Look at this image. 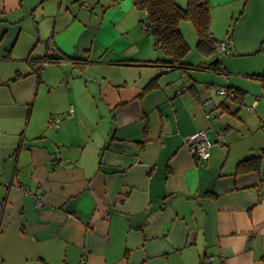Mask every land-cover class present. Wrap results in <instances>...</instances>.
I'll return each mask as SVG.
<instances>
[{
	"label": "crops",
	"instance_id": "crops-1",
	"mask_svg": "<svg viewBox=\"0 0 264 264\" xmlns=\"http://www.w3.org/2000/svg\"><path fill=\"white\" fill-rule=\"evenodd\" d=\"M133 2L0 0V264H264V156L237 167L262 140L197 78L264 54V0H209L215 50L181 21L169 69ZM200 129L208 159L187 148Z\"/></svg>",
	"mask_w": 264,
	"mask_h": 264
},
{
	"label": "trees",
	"instance_id": "trees-1",
	"mask_svg": "<svg viewBox=\"0 0 264 264\" xmlns=\"http://www.w3.org/2000/svg\"><path fill=\"white\" fill-rule=\"evenodd\" d=\"M117 1V0H115ZM135 7L144 12V21L146 29L152 34L155 44L163 51L166 59H163V66L167 69L172 67H185L183 62L185 54L188 52L189 45L183 38V34L178 24L182 20H190L194 26L198 41V50L205 54H211L215 49L216 41L211 37L210 32V4L209 0H183L185 4L179 0H133ZM52 59L59 60L66 56H53ZM255 77L264 78V74H254ZM155 84L151 81L148 87ZM228 96L234 101L242 102L239 98L244 92L238 88L228 87ZM223 108L225 102L220 104ZM239 106L231 111L235 115L239 110ZM262 154L244 158L237 164L239 170H258L260 168Z\"/></svg>",
	"mask_w": 264,
	"mask_h": 264
},
{
	"label": "rangeland",
	"instance_id": "rangeland-1",
	"mask_svg": "<svg viewBox=\"0 0 264 264\" xmlns=\"http://www.w3.org/2000/svg\"><path fill=\"white\" fill-rule=\"evenodd\" d=\"M182 5L185 4V1L179 0ZM187 21L189 24L190 20H182ZM197 41H195V44ZM197 50L193 49V52H190V56L195 59ZM224 55V54H223ZM255 54L252 56H236V57H226V54L223 56V62L218 63L220 67H222V71H224V67L228 68L227 74L221 73L217 74L215 72L209 70H200L198 73L201 75L197 78L201 80H213V85H211L212 95L217 97L219 96L215 94V87L224 85L227 82H230L241 89L244 90L242 95L239 98H242L243 101L239 103V101H232L231 98L227 99V102L230 103L232 110L239 106V116L241 118L242 124L239 125V130H236L237 135H249L247 141H254L257 137L261 138L262 145L264 146V85L261 84V79H257L253 77L251 74H262L264 72V54ZM225 61V64H224ZM210 61H208L209 63ZM250 75V76H249ZM226 86V85H225ZM217 88V87H216ZM258 99V103L255 106V111L253 113L249 112L247 106L252 105V100ZM219 99H222L219 98ZM231 115V114H230ZM232 116V115H231ZM238 120L237 118H235ZM261 120V121H260Z\"/></svg>",
	"mask_w": 264,
	"mask_h": 264
},
{
	"label": "built area",
	"instance_id": "built-area-1",
	"mask_svg": "<svg viewBox=\"0 0 264 264\" xmlns=\"http://www.w3.org/2000/svg\"><path fill=\"white\" fill-rule=\"evenodd\" d=\"M143 27L146 29L145 25ZM216 49H218L219 52H228V49L224 43V41H221L217 44ZM187 87L185 85L180 86L177 89V92L181 94L182 91L186 90ZM217 92L220 94H228L229 90L227 87L219 86L217 87ZM253 107H250L249 109H252ZM72 110V107L70 108V111ZM60 123V119L58 117H52L50 120V125L56 127ZM206 131L203 129L197 130L193 132L192 134L188 135L186 138V144L187 148L190 150V152L199 158H207L210 155V142L208 141ZM219 145H224L225 143V136L223 134H219L218 142ZM40 196H38L37 203H40Z\"/></svg>",
	"mask_w": 264,
	"mask_h": 264
},
{
	"label": "water",
	"instance_id": "water-1",
	"mask_svg": "<svg viewBox=\"0 0 264 264\" xmlns=\"http://www.w3.org/2000/svg\"><path fill=\"white\" fill-rule=\"evenodd\" d=\"M216 60H218V59H216ZM216 62H217V61H215V60H214V62H213V63H216Z\"/></svg>",
	"mask_w": 264,
	"mask_h": 264
}]
</instances>
